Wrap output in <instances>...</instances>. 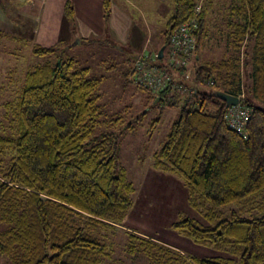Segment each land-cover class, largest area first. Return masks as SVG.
Wrapping results in <instances>:
<instances>
[{"label":"trees","instance_id":"obj_1","mask_svg":"<svg viewBox=\"0 0 264 264\" xmlns=\"http://www.w3.org/2000/svg\"><path fill=\"white\" fill-rule=\"evenodd\" d=\"M211 1L171 0L165 50L172 31L197 17L193 60L200 61ZM65 14L75 24L72 0ZM229 15L227 46L234 54L204 63L196 73L212 90L184 88L177 77L156 94L163 102L174 89L189 93L154 154V169L183 180L190 206L207 223L185 218L172 229L216 255L187 258L129 233L128 253L142 254L151 264H264V0H231ZM110 17L106 0L105 24ZM4 37L0 31V42ZM67 49L36 45L32 53L55 56ZM134 65L126 72L133 83ZM181 72L187 75V68ZM90 73L58 56L29 70L19 96L4 105L16 124V137L0 135V226L6 227L0 259L10 264H105L114 255L105 232L122 226L135 194L119 162V139L135 126L126 115L103 118L98 92L104 79ZM218 92L239 97V105L251 109L241 132L227 122L228 107Z\"/></svg>","mask_w":264,"mask_h":264},{"label":"rangeland","instance_id":"obj_2","mask_svg":"<svg viewBox=\"0 0 264 264\" xmlns=\"http://www.w3.org/2000/svg\"><path fill=\"white\" fill-rule=\"evenodd\" d=\"M153 1L151 0L150 4ZM135 2L142 6L144 11L147 9L148 17L145 21V17L136 15L138 11L132 9L134 12L131 17L134 20V26L131 27L129 33L131 35L126 42H119L106 32L100 36L92 35L82 38L91 42L78 43L77 38L66 41L69 43L61 41L58 44L61 45V49L67 47L68 49L55 56L31 55V46H29L27 48L30 49V54L26 60L25 56L28 51L22 44L15 47L16 44L10 41H7L9 43L5 45L1 41L0 85L3 83L4 89L0 90V135L16 137V124L12 122L4 105L14 102L21 93L26 67L34 70L48 60L52 62L60 56L64 60H74L77 68H89L91 77L104 79L98 92L103 118L109 119L119 114L126 115L129 122L135 126L133 131L127 132L119 139V162L126 169L128 180L135 188L134 206L128 212L122 226L117 225L114 230L109 229L105 232L104 239L114 247L113 257L105 261V264H151L142 254L130 255L128 253V234L134 232L169 248L177 242L180 246L187 248L183 243L186 241L196 249L184 253L187 258L213 257L216 255L215 251L192 243L172 229L173 223L185 218L197 220L202 225H207V223L190 206L189 192L183 180L173 174L154 169V154L166 142L171 126L179 118L181 108L189 93L186 89L183 91L174 89L164 95L162 102L161 97L152 94L157 97L152 99L147 91L138 88L131 80L129 81L131 76L129 79L126 76V72L133 67L136 56H147L152 53L153 57L165 45L164 32L168 20L174 14V5L171 0H166L167 8L163 18L159 13L162 8L156 11L146 7L149 1ZM211 2L207 13L208 37L200 52V61L195 58L187 67L189 78H185L181 72L166 68L167 73L172 75L176 82L177 77H180V83L184 88L192 84L201 92H210L212 87L197 80L198 68L204 63H218L234 54L233 50L227 46L231 0H212ZM148 38L149 42H147ZM153 60L157 64L165 62L164 58H153ZM172 102L174 104L171 106ZM7 152L5 166L9 164L10 159V150L8 149ZM5 228L0 226V232ZM0 264L10 263L7 258L3 257L0 259Z\"/></svg>","mask_w":264,"mask_h":264},{"label":"crops","instance_id":"obj_3","mask_svg":"<svg viewBox=\"0 0 264 264\" xmlns=\"http://www.w3.org/2000/svg\"><path fill=\"white\" fill-rule=\"evenodd\" d=\"M68 1L0 0V31L5 34L3 44L9 43L7 41L16 44L15 47L22 44L28 51L25 56L27 60L30 54V49L27 48L29 46L33 51L36 45L49 48L58 45L61 41L69 43L66 41L88 38L92 35L100 36L106 32L119 42H126L130 38L131 27L134 26V20L131 17L134 12L132 9L138 11L136 15L145 17V21L148 17L147 9L145 12L142 6L136 4L135 1L138 0H109L111 17L108 24H105L103 10L106 0H72L75 12V24H72L65 14ZM145 1H149L146 4L148 9L153 8L159 11L162 8L159 13L164 18L167 8L166 0H154L152 4H150L151 0ZM147 25L149 26V23ZM149 41L148 38L147 42ZM29 70L30 68L26 67L25 75ZM0 88L4 89L3 83ZM183 243L187 248L180 246L178 242L173 244L176 246L171 245V247L182 254L196 250L186 241Z\"/></svg>","mask_w":264,"mask_h":264},{"label":"built area","instance_id":"obj_4","mask_svg":"<svg viewBox=\"0 0 264 264\" xmlns=\"http://www.w3.org/2000/svg\"><path fill=\"white\" fill-rule=\"evenodd\" d=\"M198 22V18L193 17L172 31L168 48L163 56L165 62L162 64H157L153 60V58L159 59L158 53L154 54L153 57L152 55L138 57L135 61L133 74L134 84L138 88L150 94H158L169 84H172L175 79L167 73L166 68L181 72L188 67L196 52L197 40L195 33ZM185 78H188V76L185 75ZM175 86L177 88V85ZM250 113L251 109L247 106L239 104L231 106L227 110L226 120L233 129L241 132L249 122Z\"/></svg>","mask_w":264,"mask_h":264},{"label":"water","instance_id":"obj_5","mask_svg":"<svg viewBox=\"0 0 264 264\" xmlns=\"http://www.w3.org/2000/svg\"><path fill=\"white\" fill-rule=\"evenodd\" d=\"M80 41L78 40V43ZM164 52H165V47H163L160 51H159V59H162L163 56H164ZM217 97H219L221 100H223L227 107H231V106H236L240 103V99L239 97H235V96H232V95H229L227 93H224V92H218L217 93Z\"/></svg>","mask_w":264,"mask_h":264}]
</instances>
